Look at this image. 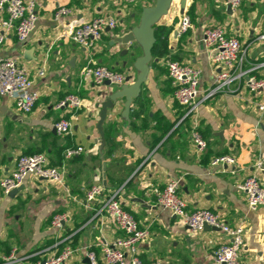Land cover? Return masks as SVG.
Returning <instances> with one entry per match:
<instances>
[{"label":"crops","instance_id":"obj_1","mask_svg":"<svg viewBox=\"0 0 264 264\" xmlns=\"http://www.w3.org/2000/svg\"><path fill=\"white\" fill-rule=\"evenodd\" d=\"M172 0L158 24L173 26L168 55L152 56L148 84H143L130 108L127 98L119 97L107 109L102 122L103 104L121 86L82 82L79 72L92 61L127 73L133 84L139 71L135 57L122 55L118 37L129 26L140 24L142 10L155 0L119 4L117 0H36L39 20L26 42H20L14 29H5L0 13V57L16 58L24 66L39 92L30 113L16 109L15 101L0 95V179L11 174L21 154L43 152L51 166L65 172V183L28 176L23 189L6 194L0 186V264H39L65 245L76 249L67 264H88L81 251L97 252L99 264H108L100 244L112 243L123 233L102 211L108 194L119 192L123 207L131 212L149 238L140 244L143 264H216L215 250L228 240L220 229L194 231L169 210L157 204V193L171 178L181 179L179 194L187 210L207 208L232 226H244V264H264V207L250 210L238 184L260 172L257 161L264 153V91L250 92L247 78H264V0H244L237 10H228L226 0ZM59 5L72 13L55 20ZM184 10V13L182 12ZM191 18L192 27L179 34L182 16ZM115 16L119 24L107 29L92 50L75 43L68 35L71 25L97 16ZM157 24V25H158ZM217 24L228 36L242 43L240 58L233 72L244 75L229 88L209 96L219 70L211 61L212 48L205 46L204 32ZM174 58L201 70L199 94L191 110L174 98L171 78L165 64ZM156 65L153 66V62ZM44 74L41 75L40 71ZM71 93L82 98L79 109L58 108ZM65 117L71 133L54 132L55 123ZM198 130L207 147L198 150L192 132ZM83 152L65 158L68 147ZM232 155L234 165H212L219 155ZM106 180V185H104ZM101 184L103 194L87 204L91 186ZM56 214H66L62 228H54Z\"/></svg>","mask_w":264,"mask_h":264},{"label":"built area","instance_id":"obj_2","mask_svg":"<svg viewBox=\"0 0 264 264\" xmlns=\"http://www.w3.org/2000/svg\"><path fill=\"white\" fill-rule=\"evenodd\" d=\"M119 4L136 3L140 0H117ZM244 0H226L232 10L240 8ZM36 0H0V13L6 12L7 18L2 20L5 29H14L20 42H26L37 27L39 15L36 10ZM72 8L59 5L55 12V20H61L71 15ZM119 19L115 16H97L91 20L80 21L71 25L68 35L80 46L92 50L96 42L102 39L107 29H115ZM192 27L191 18L184 14L181 19L179 34L187 32ZM264 40V34L260 36ZM203 41L205 46L212 48L211 61L219 68L215 75V85L210 90L212 96L229 88L230 85L241 78L244 73L236 75L233 72L235 62L240 58L242 43L235 36H228L226 27L217 24L205 30ZM3 37H0V44ZM169 77L174 87V98L182 106L189 109L195 107V101L199 94L201 70L190 64L177 60L166 59L165 61ZM43 75V70L40 71ZM82 82L92 81L102 85L110 81L114 85L126 83L127 73L116 71L104 65L87 62L80 72ZM247 86L252 93L264 91V78L255 76L247 78ZM0 95L10 96L15 101L16 109L22 113H30L34 110L39 100V92L34 87V81L28 70L20 65L16 58L0 57ZM82 98L76 93L66 96L57 105L58 108L79 109L82 106ZM259 110L264 112V104L259 105ZM55 129L59 135L71 133L72 123L69 119L61 117L55 123ZM192 139L198 150L207 147L206 140L198 130L192 132ZM82 146L68 147L64 152L65 158H71L83 152ZM212 165H234L236 158L224 154L212 159ZM258 174L246 177L238 184V188L245 193L250 210L264 207V153L257 161ZM53 181L58 184L65 183L63 169L49 164L48 157L43 152L34 154H21L17 160L15 170L0 179V186L4 193L9 194L12 190L24 184L28 176ZM181 188L180 178H171L165 188L157 193V204L165 210L179 217L181 221L194 231H202L205 225L219 228L228 236V240L218 246L214 253L216 264H244L241 253L244 246V226H232L225 222L218 214L207 208H199L194 211L187 210V203L179 194ZM106 188L101 185H93L87 191V204L96 196L103 194ZM102 211H105L116 223L123 236L118 237L112 243L106 241L100 244L104 260L108 264H143L140 253V244L150 236L148 228H142L134 217L127 211L121 202L119 192L108 194L104 200ZM67 220L66 214H56L52 220L54 228H62ZM76 249L71 245H65L58 253L46 256L39 264H67ZM81 251L89 259L90 264H99L96 251L89 247L81 248ZM150 264H161L160 260H154Z\"/></svg>","mask_w":264,"mask_h":264},{"label":"water","instance_id":"obj_3","mask_svg":"<svg viewBox=\"0 0 264 264\" xmlns=\"http://www.w3.org/2000/svg\"><path fill=\"white\" fill-rule=\"evenodd\" d=\"M154 6L145 7L142 10V16L140 24L137 26H129L126 34L117 38L116 42L124 47L122 55H131L135 57V50L141 46L143 50V55L135 58V68L139 71L137 80L128 85L133 76H127L126 83L123 84L118 90H116L108 100L103 104V110L101 113L102 122L106 117L107 109L113 106V101L119 97L127 98V106L130 108V104L133 98L139 96L143 84H148L147 76L150 71V63L152 61V49L156 42L155 38V26L158 24L159 19L162 15L168 12V8L171 5L172 0H155ZM182 8L184 9L186 0L181 1ZM228 10L231 11V6L228 5ZM184 13V10H182ZM156 19V20H155ZM142 36V40L140 39ZM106 84H112L110 81H106ZM56 132V130H54ZM104 185H106V180H104ZM23 189L20 186L10 192V195H15L17 192ZM205 229H217L216 227H211L205 225ZM86 262L90 264L88 258Z\"/></svg>","mask_w":264,"mask_h":264},{"label":"trees","instance_id":"obj_4","mask_svg":"<svg viewBox=\"0 0 264 264\" xmlns=\"http://www.w3.org/2000/svg\"><path fill=\"white\" fill-rule=\"evenodd\" d=\"M172 31H173V26H169L165 24H158L155 26L156 42L152 49V56L154 58L158 59V57H162L170 53L169 35L171 34ZM156 59L152 63L153 66L156 65V61H157ZM172 60H175V59L172 58ZM173 91H174V87H173ZM38 152H34V153H38ZM34 153H28V154H34Z\"/></svg>","mask_w":264,"mask_h":264},{"label":"bare ground","instance_id":"obj_5","mask_svg":"<svg viewBox=\"0 0 264 264\" xmlns=\"http://www.w3.org/2000/svg\"><path fill=\"white\" fill-rule=\"evenodd\" d=\"M156 20V19H155ZM140 39L142 40V36H140Z\"/></svg>","mask_w":264,"mask_h":264},{"label":"rangeland","instance_id":"obj_6","mask_svg":"<svg viewBox=\"0 0 264 264\" xmlns=\"http://www.w3.org/2000/svg\"><path fill=\"white\" fill-rule=\"evenodd\" d=\"M112 69V68H111Z\"/></svg>","mask_w":264,"mask_h":264}]
</instances>
